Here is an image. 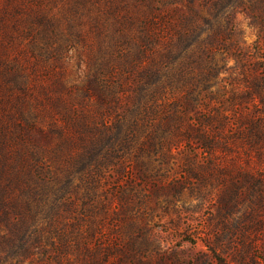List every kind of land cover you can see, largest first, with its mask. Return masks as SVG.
Instances as JSON below:
<instances>
[{
	"label": "trees",
	"instance_id": "obj_1",
	"mask_svg": "<svg viewBox=\"0 0 264 264\" xmlns=\"http://www.w3.org/2000/svg\"><path fill=\"white\" fill-rule=\"evenodd\" d=\"M164 4L0 0V264H45L48 246L65 247L81 216L109 211L99 193L110 166H150L151 152L183 142L211 158L237 139L261 157L264 36L236 50V76L195 70L207 63L196 53L205 39L183 40L194 35L179 25L186 15ZM76 51L87 72L66 84ZM223 80L231 94L212 105ZM242 102L231 121L227 110Z\"/></svg>",
	"mask_w": 264,
	"mask_h": 264
},
{
	"label": "rangeland",
	"instance_id": "obj_2",
	"mask_svg": "<svg viewBox=\"0 0 264 264\" xmlns=\"http://www.w3.org/2000/svg\"><path fill=\"white\" fill-rule=\"evenodd\" d=\"M220 1L164 0L163 7L186 15L179 25L194 35L183 40L205 39L196 53L207 63L195 70H215L222 78L242 70L237 49L246 52L262 44L264 0H243L242 5L238 0ZM235 2L238 7L227 23L224 18ZM189 21L195 22L194 30L185 25ZM78 53L71 52L65 61L66 84L84 80L87 70ZM222 85L225 95L212 105L231 94L229 81ZM244 103L227 110L231 121ZM236 140L229 150L217 148L211 158L183 142L151 152L150 166L108 167L99 199L109 211L102 213L99 207L81 216L65 247L48 246L52 257L45 264H264V147L259 157L255 147ZM207 160L215 166H208ZM79 192L78 208L86 196Z\"/></svg>",
	"mask_w": 264,
	"mask_h": 264
}]
</instances>
